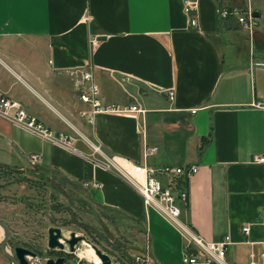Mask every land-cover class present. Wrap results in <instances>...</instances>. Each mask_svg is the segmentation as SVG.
Listing matches in <instances>:
<instances>
[{"label":"crops","instance_id":"1","mask_svg":"<svg viewBox=\"0 0 264 264\" xmlns=\"http://www.w3.org/2000/svg\"><path fill=\"white\" fill-rule=\"evenodd\" d=\"M190 1L187 15L183 0H0V90L52 132L73 136L64 145L0 116V150L33 155L80 185L99 183L86 187L91 201L141 227L148 264H180V232L90 160L88 141L133 162L196 164L180 221L205 240L228 235L224 264H246L249 253L261 261L264 165L253 159L264 146V110L255 106L264 103V53L254 46L264 47V0ZM217 4L256 13L252 30L218 18ZM79 68L92 72L103 103L142 111L86 123L70 74ZM145 148L154 150L143 158Z\"/></svg>","mask_w":264,"mask_h":264},{"label":"rangeland","instance_id":"2","mask_svg":"<svg viewBox=\"0 0 264 264\" xmlns=\"http://www.w3.org/2000/svg\"><path fill=\"white\" fill-rule=\"evenodd\" d=\"M258 22V28L264 26L262 19ZM254 51L264 53V47L255 45ZM0 164L5 165L0 168V220L9 228V252L13 253L15 246L33 251L36 256L28 258L29 264H44L47 258L59 256L62 251L51 252L46 247L50 227L59 228L64 238L70 233L82 237L73 253L64 243V264H94L78 256L85 244L95 245L110 256L111 262L119 264H135L134 256L144 252L148 240L139 231L141 227L114 210L94 204L83 185L23 161L13 151L0 150ZM2 236L0 228V239ZM0 258L4 264H11L1 252ZM179 260L183 264L180 256Z\"/></svg>","mask_w":264,"mask_h":264},{"label":"built area","instance_id":"3","mask_svg":"<svg viewBox=\"0 0 264 264\" xmlns=\"http://www.w3.org/2000/svg\"><path fill=\"white\" fill-rule=\"evenodd\" d=\"M194 9V1L183 0V11L185 14H190ZM215 11L221 20L235 19L237 23L242 24L249 32L253 28L254 17H252V12L249 9L240 11L235 7L217 4ZM190 22H193L192 18H190ZM258 65L264 68V63H259ZM70 74L74 75L73 86L79 100L88 106L87 110L80 112L86 123L92 124L94 116L100 113L133 114L142 111L137 103L129 106L103 103L99 97L98 86L89 69L79 68L71 71ZM163 93L169 100L173 98L172 89L164 90ZM255 106L264 110V103L257 102ZM190 112L194 113L195 109ZM0 116L64 145H69L73 139L71 135L55 133L49 130L35 116L27 113L18 101L10 98L1 90ZM88 145L90 147L88 158L100 164L103 168L115 172L133 187L141 197L145 212L148 209L154 210L179 230L183 240L181 252V262L183 264H224L226 247L230 243L228 235H223L217 240H205L180 221V205L187 203L186 184L188 179L196 173V164L153 166L147 164L144 160L142 162H133L120 156L107 155L102 151L99 144L91 141H88ZM153 150V148H145L142 153L143 158L151 154ZM35 161L36 159L33 155L28 159V162L32 164ZM253 162L264 165V146L262 153L256 156ZM183 181L184 186L182 185ZM83 186L99 188L100 184L92 182L84 183ZM241 232L246 234L248 226H241ZM59 241L61 242V239ZM261 243L264 245V240ZM260 257L263 260L258 261L253 253H249L246 264H264V254H260ZM133 261L135 264H148L150 259L147 254L143 253L134 256Z\"/></svg>","mask_w":264,"mask_h":264},{"label":"water","instance_id":"4","mask_svg":"<svg viewBox=\"0 0 264 264\" xmlns=\"http://www.w3.org/2000/svg\"><path fill=\"white\" fill-rule=\"evenodd\" d=\"M252 17H257V14L252 13ZM15 151L17 152V150ZM0 228L2 229L3 232V236L0 239V252L3 254V256H5L10 261L11 264H29L28 258H34L36 256L35 253L21 246L13 247L12 249L13 253L9 252L6 247V242L9 237V228L1 220H0ZM59 239L63 240V242L67 245L69 253H73L75 250V245L78 244L80 241H82V237L75 236L74 233H70L68 238H64L59 228L50 227L47 230V238H46L47 249L64 251V244L60 242ZM90 247L92 248L97 258L99 259L100 264H111V258L109 255L102 252L95 245H91ZM65 261L66 258L62 255H59L55 258H47L44 264H64Z\"/></svg>","mask_w":264,"mask_h":264},{"label":"bare ground","instance_id":"5","mask_svg":"<svg viewBox=\"0 0 264 264\" xmlns=\"http://www.w3.org/2000/svg\"><path fill=\"white\" fill-rule=\"evenodd\" d=\"M61 242L64 243L63 240H61ZM65 247L66 246L64 245V249H65ZM78 256L81 258H85V260H87V261L89 260L94 264H100L99 259L94 254L92 248L88 244H85V248L78 252Z\"/></svg>","mask_w":264,"mask_h":264},{"label":"trees","instance_id":"6","mask_svg":"<svg viewBox=\"0 0 264 264\" xmlns=\"http://www.w3.org/2000/svg\"><path fill=\"white\" fill-rule=\"evenodd\" d=\"M240 11H243V10H240ZM3 166H5L4 164H0V168H4ZM41 169H43V170H48V168H43V167H40ZM9 170L11 171H13V168H9ZM182 185L184 186V181H183V183H182ZM180 208H181V211L182 210H185L186 208H187V203L186 204H181L180 205ZM51 252L53 251V250H50ZM60 254V253H59ZM58 254V255H59ZM67 256V255H66Z\"/></svg>","mask_w":264,"mask_h":264},{"label":"flooded vegetation","instance_id":"7","mask_svg":"<svg viewBox=\"0 0 264 264\" xmlns=\"http://www.w3.org/2000/svg\"><path fill=\"white\" fill-rule=\"evenodd\" d=\"M66 251L64 250V251H62L59 255H62V256H64L65 258H66V253H65Z\"/></svg>","mask_w":264,"mask_h":264}]
</instances>
